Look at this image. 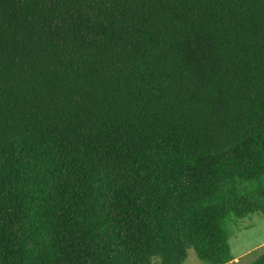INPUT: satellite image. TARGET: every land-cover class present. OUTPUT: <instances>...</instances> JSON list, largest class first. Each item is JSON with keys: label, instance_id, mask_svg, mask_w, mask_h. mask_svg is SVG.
<instances>
[{"label": "trees", "instance_id": "1", "mask_svg": "<svg viewBox=\"0 0 264 264\" xmlns=\"http://www.w3.org/2000/svg\"><path fill=\"white\" fill-rule=\"evenodd\" d=\"M255 216L264 0H0V264H237Z\"/></svg>", "mask_w": 264, "mask_h": 264}, {"label": "rangeland", "instance_id": "2", "mask_svg": "<svg viewBox=\"0 0 264 264\" xmlns=\"http://www.w3.org/2000/svg\"><path fill=\"white\" fill-rule=\"evenodd\" d=\"M240 230H235L230 239L232 254L237 264H250L264 254V216H255L239 223ZM154 260L153 264H159ZM184 264H206L200 261L193 249L188 251Z\"/></svg>", "mask_w": 264, "mask_h": 264}]
</instances>
